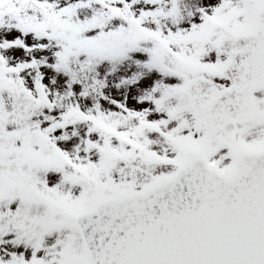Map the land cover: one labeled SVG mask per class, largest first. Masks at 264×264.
<instances>
[{
	"label": "snow or ice",
	"instance_id": "6c2138e0",
	"mask_svg": "<svg viewBox=\"0 0 264 264\" xmlns=\"http://www.w3.org/2000/svg\"><path fill=\"white\" fill-rule=\"evenodd\" d=\"M0 264H264V0H0Z\"/></svg>",
	"mask_w": 264,
	"mask_h": 264
}]
</instances>
